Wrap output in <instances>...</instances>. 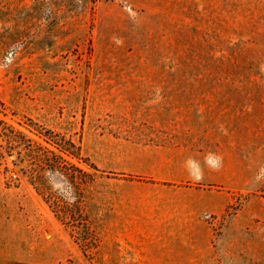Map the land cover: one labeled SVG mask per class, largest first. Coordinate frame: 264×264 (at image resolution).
<instances>
[{
  "label": "rangeland",
  "instance_id": "obj_1",
  "mask_svg": "<svg viewBox=\"0 0 264 264\" xmlns=\"http://www.w3.org/2000/svg\"><path fill=\"white\" fill-rule=\"evenodd\" d=\"M0 66V264H264V0H0Z\"/></svg>",
  "mask_w": 264,
  "mask_h": 264
},
{
  "label": "clouds",
  "instance_id": "obj_2",
  "mask_svg": "<svg viewBox=\"0 0 264 264\" xmlns=\"http://www.w3.org/2000/svg\"><path fill=\"white\" fill-rule=\"evenodd\" d=\"M2 68V66H0ZM213 157L212 153H208L204 158V165L210 166L211 170L213 171H219V166L217 164V161L220 159V157ZM186 171L188 173V176L191 180H193L196 183L201 182L204 179V171L203 166L200 161H197L194 158L189 157L186 161ZM264 179V169L260 170V173L256 176V180L260 181Z\"/></svg>",
  "mask_w": 264,
  "mask_h": 264
}]
</instances>
